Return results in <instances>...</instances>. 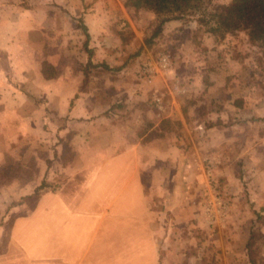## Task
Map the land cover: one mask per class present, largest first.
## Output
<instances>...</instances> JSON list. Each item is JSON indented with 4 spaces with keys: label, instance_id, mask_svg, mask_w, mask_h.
I'll return each mask as SVG.
<instances>
[{
    "label": "rangeland",
    "instance_id": "374dc122",
    "mask_svg": "<svg viewBox=\"0 0 264 264\" xmlns=\"http://www.w3.org/2000/svg\"><path fill=\"white\" fill-rule=\"evenodd\" d=\"M88 1L91 0H78L77 14L72 16L75 24L65 22L70 16L66 7H50L44 12L50 19L47 25L52 27V20H57L58 11H61L62 28L66 31L63 39L65 61L82 75L77 97L87 91L95 96L93 125L89 124L91 121L78 118L74 126L77 132L87 133L94 126L100 132L93 140L101 144L109 138L108 130L113 126L110 125L117 120L119 133L122 130L123 138L127 133V141H133L151 123H157L156 130L143 140L152 141L158 154L165 151L166 146L169 148L165 163L158 158L165 183L170 186L167 193L172 189L181 190L185 185L188 192L183 207L174 196L172 214L162 215L164 224H168L165 228L167 240L162 239L170 251V264H198L190 262L189 256L199 250L201 241L210 239L208 231L236 223L248 229L244 234L251 264H264V47L250 43L243 31L224 36L214 34L208 31L209 24L197 23L195 15L180 18L181 26L169 30L168 34L163 25L158 36L146 45L144 40L157 25L156 16L144 9L128 11L123 0H100V6L92 9L94 13L108 11L113 17L108 39H100V35L92 39L89 30L92 26L85 24ZM229 1L212 0V3ZM122 7L137 29L128 19L125 22L124 16L114 18ZM122 22L125 24L121 25ZM191 22L197 23L193 43L185 44L180 33L185 36L187 25H192L188 29H193ZM83 26L89 33L88 43ZM85 41L92 50L91 63H105L113 69L87 65ZM164 57L166 61L162 60ZM46 65L43 67L50 74ZM124 79L141 82V88L131 86L137 91L121 90L116 94L112 91L114 83ZM126 98L130 99V105ZM132 99L137 102L132 103ZM135 107L140 114L132 118L131 109ZM51 140L52 144L38 139L21 141L22 149L8 154L0 168L1 210L13 208L14 215L20 214L17 208L32 207L41 192L56 189L66 177L65 172L55 166V161L63 160L67 151L77 150L74 144L69 146L63 142L69 140L67 136L56 135V140ZM61 141L66 151L61 156L54 152H50L49 157L42 154ZM81 154L85 156L79 153L74 159H80ZM81 179L82 174H77L75 180ZM12 180L18 182L13 185ZM43 183L46 186L36 192ZM17 186L31 191L19 195ZM8 191L13 197L5 202L2 198ZM147 193L153 192L148 189ZM152 195L160 209L159 201L163 196ZM214 200L221 201L222 207L212 206L210 212L207 208ZM164 208L166 205L162 203L160 210ZM8 210L0 220L4 231L14 216ZM223 238L232 239L226 233ZM6 243L7 232H4L0 254L5 253Z\"/></svg>",
    "mask_w": 264,
    "mask_h": 264
},
{
    "label": "crops",
    "instance_id": "0c3cea01",
    "mask_svg": "<svg viewBox=\"0 0 264 264\" xmlns=\"http://www.w3.org/2000/svg\"><path fill=\"white\" fill-rule=\"evenodd\" d=\"M48 2L54 5L48 6ZM100 2L88 1L89 8L84 13L85 24L92 26L89 29L92 39L99 35L100 39H108L113 24L108 11L93 12ZM50 7L68 8L70 16L64 20L75 24L72 16L77 14L78 0H0V168L10 152L22 149L21 141L38 139L52 144L51 139L56 140V135L67 136L70 141L63 142L74 144L77 151L66 152L62 141L54 149L42 151L45 157L50 152L60 156L67 153L63 160L55 161L66 177L56 189L41 192L32 207L17 208L20 214L14 215L13 208L0 209V220L7 210L14 215L6 231L0 225V239L7 232L0 264H170V251L162 239L167 240L168 224H164L162 215L172 214L174 196L184 206L187 185L167 193L170 186L165 183L158 158L165 163L169 148L166 146L158 154L152 141L143 140L156 130L155 122L133 141H127V133L124 139L122 130L119 133L117 120L110 125L113 126L108 130L109 138L101 144L93 140L100 132L94 126L87 133L77 132L74 126L78 118L93 125L95 96L87 91L77 97L82 75L65 61L66 31L62 28L60 10L57 20H52L53 26L47 25L50 19L44 12ZM122 8L123 13H117L114 18L124 16L125 22L128 19L137 29ZM181 24L179 19L166 21L165 34ZM191 24L194 27L188 29L192 25H187L185 36L180 33L185 44L193 43L197 23ZM45 64L49 65L46 66L50 74L46 73ZM141 85L124 79L114 83L112 91L116 94L121 90L137 91L131 86L141 88ZM133 100L132 103L137 102ZM126 102L131 103L127 98ZM131 110L134 118L139 111L136 107ZM79 153L85 156L81 154L75 160ZM77 174H82L79 182L75 180ZM15 182L18 180H12L11 184ZM147 188L152 194L163 196L159 202L160 209L162 203L166 205L164 210L157 208ZM17 190L19 195L31 191L22 186H17ZM3 196L5 202L13 197L11 191ZM238 224L208 231L210 239L200 242L199 250L189 256L190 262L251 264L244 234L248 229ZM224 233L232 239L225 240Z\"/></svg>",
    "mask_w": 264,
    "mask_h": 264
},
{
    "label": "trees",
    "instance_id": "16d2710c",
    "mask_svg": "<svg viewBox=\"0 0 264 264\" xmlns=\"http://www.w3.org/2000/svg\"><path fill=\"white\" fill-rule=\"evenodd\" d=\"M123 5L128 11L144 9L156 16L157 25L152 34L144 40L146 45H150L158 36L166 21L197 16V23L209 24L208 31L214 34L224 36L226 33L243 31L250 43L264 47V0H230L228 3H212V0H123ZM82 29L88 43V30L86 26ZM84 46L88 54L87 65L113 69L105 63H91L92 50L86 41ZM45 186L43 183L35 191Z\"/></svg>",
    "mask_w": 264,
    "mask_h": 264
},
{
    "label": "built area",
    "instance_id": "2783aa9c",
    "mask_svg": "<svg viewBox=\"0 0 264 264\" xmlns=\"http://www.w3.org/2000/svg\"><path fill=\"white\" fill-rule=\"evenodd\" d=\"M163 61L165 60H167V58L166 57H164L163 59H162ZM222 205V202L221 201H219V200H214V201H212V203H209V205H208V210L210 211V208L212 207V206H214V207H220V209H221V206ZM211 212V211H210Z\"/></svg>",
    "mask_w": 264,
    "mask_h": 264
}]
</instances>
